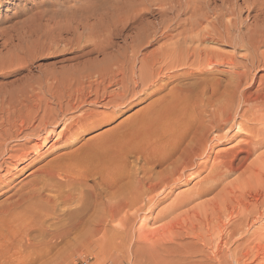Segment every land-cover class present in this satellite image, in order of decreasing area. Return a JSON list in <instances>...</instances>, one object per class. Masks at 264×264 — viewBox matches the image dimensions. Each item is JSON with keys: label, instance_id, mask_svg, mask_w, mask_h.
<instances>
[{"label": "bare ground", "instance_id": "obj_1", "mask_svg": "<svg viewBox=\"0 0 264 264\" xmlns=\"http://www.w3.org/2000/svg\"><path fill=\"white\" fill-rule=\"evenodd\" d=\"M50 14L62 16L64 20L68 18L70 24L72 19L75 20L72 30L70 24V29L64 25L65 29L68 28L64 30L68 38L62 37L63 32L59 26L60 32L54 28L60 33L54 35L55 38H49L46 35L48 32L44 33V36L40 33L42 35L39 37L46 35L47 40H42L44 43H39L40 46L33 50L35 41L27 42L25 36L26 40L21 38L26 42L24 45L29 42L33 44L32 50L30 47L27 49L28 52L30 49L31 56L29 59L19 60L20 64H16L20 68L27 66L32 71L28 66L29 62L40 57L67 55V58L51 65L53 67L63 64V67L57 69L58 71L55 69L53 74L49 72L39 75L32 84L29 82L31 90L27 94L21 89L22 93L17 92L20 96L13 92V97L16 94V99L21 97L28 102L27 106L21 105L23 109L19 108L18 103L17 110L10 105L11 110L14 108L12 111L7 109L8 106L5 108L0 105V109L5 108L3 111L13 118V123L8 127L16 128L14 132L7 130L0 139V196L13 190L0 204V264H30L33 256L41 257L40 252L44 254L52 251L58 248L59 244L68 245L73 242L81 247H87L89 244L98 247L103 238H108L106 223L114 221L121 207L129 206L136 199L133 168L129 166V159L134 153L130 149L125 151L126 161L120 156L125 162L118 160V165L121 166L122 163L121 170L118 168L120 166H115L112 159V162L109 159L110 162L102 161V165H98L99 163L86 153L91 151V148L98 151L99 148H134L137 131L140 134L139 128L142 127L139 122L136 123L139 128L137 130L135 127L137 135H133L134 129H126L130 124L134 125V122L128 119L129 125L123 122L125 128L119 124L122 128L120 131L117 126L111 129L113 131L108 135L97 134L87 139L85 135L115 119L116 113L118 116L123 109L133 107L139 99V94L141 96L164 79L168 80L167 76L173 73H178L172 75L175 80L189 82L173 86L166 94L169 99L163 98L165 106L160 109L167 112H163L166 115V118H163L165 148H173V151L174 148H190L192 151V148H210L214 142H227L238 137L239 141L230 148H239L241 154L250 156L251 148L260 149L264 146V75H258L259 72H264V51L261 50L264 48V0H60ZM244 14L245 20L242 19ZM55 27L58 28V25ZM36 38V42H39L40 38ZM4 44L6 43H1V47L4 48ZM208 44L219 47L228 44L232 47V52L223 54L211 49ZM150 47L154 48L145 52ZM70 62H74L71 69L78 73L73 78L67 75L68 68L65 65ZM221 67L227 70L220 69ZM17 71L10 72L15 74ZM55 72H59V76L54 75ZM112 86L117 88L108 92V88ZM164 86L165 83H162L156 91H152L159 94ZM35 89L39 91L35 93ZM47 94L53 101L45 98ZM65 94L68 99L63 101ZM6 95L5 93L4 96ZM9 97L8 101L14 100L11 99L12 96ZM176 98L178 102L174 103ZM23 99L21 100L24 101ZM8 101L6 99V102ZM52 104L54 108L50 107ZM100 106L110 110V114L89 109ZM81 110L84 111L79 113ZM247 116H252L253 119ZM17 119H22L18 126L14 123H17ZM58 124H63V131L58 134L62 141L60 152L30 172L28 177L31 179L26 180L25 184L23 182V185L19 183L20 185L12 186L13 181L10 182L5 177V174H11L16 169L10 166H13L14 162H21L22 158L26 161L31 155H36L38 148L45 145L52 136L51 129ZM117 129L121 132L120 136L116 137L121 138L118 141L119 147H110L105 139L118 133ZM23 131L29 132H25L19 139ZM218 132H221V135ZM7 140L21 141L23 144L18 143L21 145L17 149L8 148L5 143ZM33 140L37 143L34 142L29 148L27 145ZM243 159L239 160L247 162L246 158ZM114 162L118 163L117 160ZM242 164L237 167H224L228 170L227 173L231 174L241 170ZM123 169H126L125 182L121 181V173L125 172ZM89 181L93 183L92 186L87 185ZM263 196L260 205L264 203ZM258 204L256 205L259 207Z\"/></svg>", "mask_w": 264, "mask_h": 264}, {"label": "rangeland", "instance_id": "obj_2", "mask_svg": "<svg viewBox=\"0 0 264 264\" xmlns=\"http://www.w3.org/2000/svg\"><path fill=\"white\" fill-rule=\"evenodd\" d=\"M59 2L60 0H0V34L4 33V36L2 34L0 35L3 37H0V98H2L0 99V103L3 102L0 104L1 106L5 108L8 106L7 109L11 110L10 105H13V107L17 110L16 107L18 103V106L21 109V105H26L28 102L21 97L16 99L15 97L19 95L17 92L22 93L24 91L27 94V92H30L31 90V87H29L30 83L32 84L35 79H38L39 75H46V73L48 74L49 72H51L50 74H53L55 69L57 70L63 67V64H56L53 67L51 65L63 58H67V55L40 57L31 63L29 62L30 65L28 64V66L31 67L32 71H30L27 66L23 67V69L17 65L20 64V61L23 60V58H30L31 55L29 53L31 52L30 49L32 50L33 46L32 43V45L29 44L30 42L35 41L34 44H38L33 46V50L38 48V46H40L39 43L47 40V38H45L46 35L49 38L54 35H58L60 32L59 26L63 32L62 37L67 36L68 38V35L65 34L64 30H68L69 27H71L72 30L75 26V20L72 19L73 21L71 20L70 24L68 18H65V20H68L65 21L62 16H52L50 14V12L55 10V5ZM51 16L52 18L54 17V20L61 21H54L50 18ZM245 17L246 14L243 15L242 19L245 20ZM65 24L67 27L69 26L68 24H70V26L65 29ZM46 25H48V27ZM57 25L58 28L55 27ZM45 28L48 29L46 30ZM54 28L58 29L59 32H57L58 30L56 31ZM49 29H53L57 33L55 34L53 30L49 31ZM46 32H48V34L43 37L44 39L42 37L41 39L39 36L42 34L44 36V33ZM51 32L53 33L51 34ZM31 35L32 38H30ZM25 36L27 37V40ZM36 37L40 38L38 39L39 42H36ZM21 38L27 42L29 40L30 42L27 43V45H24L26 42H24L23 39L21 40ZM3 42L6 43L4 44V48L1 47V43L3 44ZM207 46L219 52L221 51L223 54H231L232 52V47L228 44H224L221 47L212 44H208ZM29 47L30 49L28 52L27 49ZM153 48L154 47L147 48L145 52L150 51ZM261 50L264 51V48H261ZM24 51L25 53H23ZM10 57L12 58L10 59ZM65 65L68 68L67 75H69V77L71 75V78H73L78 75L76 71L71 69L74 62H70ZM4 67L7 68L4 69ZM8 68L11 69V72H13V70L18 71L14 74L8 71ZM220 69L227 70L222 67ZM7 71L9 73H7ZM176 74L178 73H173L167 76L168 80L164 79L163 82H160L157 86H154V88L152 87L151 89L143 92L141 96L139 94L137 96L139 99L135 101L133 107L130 109H123L120 113H118V116L116 113L115 119L85 135L86 139L97 134L106 133L108 135L109 132L113 131L111 129L114 127L116 128L117 126L120 131L122 128L126 127L124 124L129 125L128 119L132 120L135 125L130 124L132 128H130V125L129 127H126V129H134L133 135L136 134L135 127H137V130L139 126L142 127L139 128L140 134L139 131H137L138 135L136 134L137 137L134 139L136 140L134 141V144H136L134 145V148H105V150L103 148H99V151L91 148V151L86 153L91 155L95 161L99 163H97L98 165H102V161L107 162L109 159L114 161L117 160V164L113 161L117 167L120 166L118 165L120 163L119 161L125 163L122 161V159L127 155V153H124L125 151H129L130 149L131 152L133 151L134 153L133 157L129 159V161L132 162V165L130 162L129 166H132L133 168V187L136 199L135 202L130 204L128 203L129 206L121 207V211L114 221L106 223V234L109 235V233H111L110 236L107 235L109 239L103 238V242L98 247L93 244H89V246L86 245L88 248L85 246L81 247L80 245H75L73 242L71 243L74 244V246H71V243L68 245L59 244L58 248L56 247L54 250L52 249L54 252L49 251L47 253L44 252V254L40 252V255H42L41 257L39 255L33 256L31 258L32 261L30 260V264L32 262V264H264V203L260 205V200L262 195H264V146L260 149L251 148L252 154L250 156H245L246 154L244 153L241 154V152H239V148H236V150L234 148H230L237 143V141H239L240 138L238 137L227 142H223V140L221 142H214L210 148H192V151H190V148H174V151L173 148H165V143H163V141L166 134L163 133V130L165 131V127L163 126L165 120L163 118H166V115L164 114L167 112L162 110L165 106L163 98L169 99L166 94L173 88V86L176 87L177 84L181 86L189 82L187 80H182L181 82L175 80L173 76ZM54 75L59 76V72H55ZM258 75H264V72H259ZM171 77L172 79H170ZM57 79H59V77ZM162 83H165V89L163 88L159 94L154 92V90L156 91L158 89V85H162ZM34 86L35 85H33V87ZM23 87L28 89H24ZM115 87L116 86H112L108 88L107 91L113 92L117 88ZM20 89L22 92H20ZM152 89L154 90L152 91ZM36 91L39 90L35 89L34 92L37 93ZM13 92H16L17 94H15V97H13ZM5 93L7 94L6 96H4ZM8 95L12 96L11 99L14 100L8 101V98L10 99ZM45 98L49 99V101H53L50 97H48V94ZM64 98L65 99L63 101L67 100L68 96L65 94ZM6 99L9 103L6 102ZM21 99H23L25 103H23L24 101ZM20 100L21 104H19ZM175 102H178V98L174 100V103ZM54 103L55 102H53V104ZM53 104L50 105V107L52 106L51 108L55 107ZM182 104L185 103L182 102ZM184 106L187 105L185 104ZM3 107L0 109V129H2L0 130V139L2 136L4 137L7 130L11 129V131L14 132L16 129L8 127V125L13 123V121L11 120L12 117H8L6 112H4L6 109L4 108V111L2 110ZM100 107L89 109L96 112H105L110 114V110ZM161 107L162 109H160ZM19 108L18 110H20ZM85 109L87 110V108ZM84 110H81L79 113H82ZM132 116H135L136 120L138 118V121L136 122L135 118H132ZM1 117L3 121L1 120ZM68 117H70V115ZM152 117L155 119H152ZM248 118L253 119L252 116H249ZM8 120L11 122L9 121L8 123ZM16 121L17 123H14L18 126L22 119H20V121L17 119ZM138 122L139 126H137ZM119 124L120 126L122 125V128H120ZM3 127L6 128L4 129ZM51 130H53L52 136H50L47 142H45L46 144L44 143L45 145H41L40 148H38L39 150L36 155H31L26 161L25 158H22V160H20L21 162H14L12 164L13 166H10L11 168L15 167L16 169L13 171L14 173L5 174V177L6 179L8 178V181H13L11 182L12 186L15 184L23 185V182L25 184L26 180L31 179L28 177L30 172L43 165L60 152L62 149V141H60L58 134L63 131V124H58ZM119 131L118 133L111 135V138L107 136L108 138L106 139L110 138L109 140L105 139L108 146L119 147L118 141L121 140V138H116L121 134ZM235 131L236 129L234 132ZM25 132L27 133L29 131H23V134L19 136V139L22 135L26 134ZM218 134L221 135V132H218ZM135 136H133V138ZM34 142L35 144L37 143L36 140H33L30 143L31 145L29 144L27 146L31 148L32 145H34ZM137 142L139 143L137 144ZM5 143H7L8 148L14 147L13 149H17L18 147L20 148L19 145L23 144L21 141L12 142L10 140L5 141ZM18 143L21 144L18 145ZM111 143H113V145ZM175 149L176 154L178 152L177 155L175 154ZM167 155L169 157H167ZM239 156L242 159L244 157L243 160L246 158L247 162L239 160L241 159ZM123 160L126 161V158ZM122 163L121 166L118 167L120 170ZM240 163H243V168L235 173H227L228 170L224 167L229 165L237 167ZM250 165L252 167H250ZM123 166V168H125V164ZM123 171L125 172L121 173V176H123L121 181L124 180L123 182H125L126 169H123ZM219 175L220 177H218ZM240 177L242 178L240 179ZM87 185L92 186L93 183L89 181L87 182ZM3 190L7 191V189ZM9 192L0 196V204H2V202L13 192V190L10 193ZM216 197L217 199H215ZM255 198L257 199L255 200ZM245 200H247V202ZM262 201L264 202V200ZM252 202L255 205L259 203V207L257 205H252ZM114 222L116 223L114 224ZM247 240L248 242H246ZM148 245L149 247H147ZM247 254L248 256H246Z\"/></svg>", "mask_w": 264, "mask_h": 264}]
</instances>
